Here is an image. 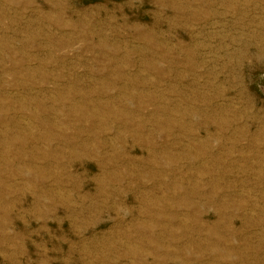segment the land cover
I'll return each instance as SVG.
<instances>
[{
	"label": "rangeland",
	"instance_id": "374dc122",
	"mask_svg": "<svg viewBox=\"0 0 264 264\" xmlns=\"http://www.w3.org/2000/svg\"><path fill=\"white\" fill-rule=\"evenodd\" d=\"M0 264H264V0H0Z\"/></svg>",
	"mask_w": 264,
	"mask_h": 264
},
{
	"label": "bare ground",
	"instance_id": "6f19581e",
	"mask_svg": "<svg viewBox=\"0 0 264 264\" xmlns=\"http://www.w3.org/2000/svg\"><path fill=\"white\" fill-rule=\"evenodd\" d=\"M9 142H10V140H9Z\"/></svg>",
	"mask_w": 264,
	"mask_h": 264
}]
</instances>
